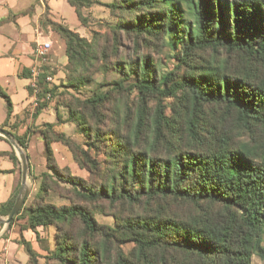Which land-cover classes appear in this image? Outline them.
I'll return each mask as SVG.
<instances>
[{
	"label": "trees",
	"instance_id": "16d2710c",
	"mask_svg": "<svg viewBox=\"0 0 264 264\" xmlns=\"http://www.w3.org/2000/svg\"><path fill=\"white\" fill-rule=\"evenodd\" d=\"M66 2L85 27L82 10L94 4L115 19L86 39L42 18V27L64 42L68 86L86 87L102 71L117 77L64 106L87 138L86 150L55 131L64 123L57 102L56 121L39 130L46 170L8 226L26 220L22 229L34 232L45 264H251L253 255L264 261V0ZM164 46L176 63L160 73L151 53ZM41 86L56 95L53 84ZM0 97L1 128H13L12 103L1 87ZM162 99L172 100L169 107ZM8 133L26 150L27 132ZM53 143L71 151L87 180L59 169ZM0 156L18 164L14 151ZM60 183L70 187L66 194ZM52 192L70 203L47 202ZM17 194L18 186L0 204V216ZM94 211L110 215L114 226L97 223ZM50 226L53 248L37 233ZM16 243L26 264H40L31 242L21 235ZM125 244L132 245L127 253Z\"/></svg>",
	"mask_w": 264,
	"mask_h": 264
},
{
	"label": "crops",
	"instance_id": "0c3cea01",
	"mask_svg": "<svg viewBox=\"0 0 264 264\" xmlns=\"http://www.w3.org/2000/svg\"><path fill=\"white\" fill-rule=\"evenodd\" d=\"M56 1L58 0H0V87L9 96L12 103L9 123L10 125L16 123L13 128L6 127L3 130L12 132L17 136H23L27 132L30 137V144H35L42 151L43 140L39 130L43 124L56 121V111L50 105L35 114L33 97L28 91L29 68L35 62L33 51L36 43H50L49 53L51 56L49 55V59L52 64L66 63L63 40L49 28H43L41 24L45 15L51 21L58 22L55 19L56 15L59 14L56 11ZM78 34L89 39L84 30L83 33ZM17 79L20 82L24 80L26 82L20 84ZM51 113H54L53 119ZM5 119L6 108L4 119L3 121L0 120V128ZM0 143L5 147L0 151H14L11 149L13 146L8 140H0ZM55 144L57 143L52 145L54 153ZM15 155L18 158L17 165H14L9 157L0 156L8 158L10 161V164L0 165V204L11 197L21 177V162L18 154L15 153ZM28 162L32 167L33 163L30 158ZM7 179H9L8 183ZM0 218L5 219L2 216ZM25 225V219H16L10 227L0 224V264H26L27 255L16 241L22 235L35 248L32 239L35 234L30 230L22 229V226ZM41 229L37 228L39 235Z\"/></svg>",
	"mask_w": 264,
	"mask_h": 264
},
{
	"label": "rangeland",
	"instance_id": "374dc122",
	"mask_svg": "<svg viewBox=\"0 0 264 264\" xmlns=\"http://www.w3.org/2000/svg\"><path fill=\"white\" fill-rule=\"evenodd\" d=\"M95 1L99 2L100 4H108L112 2V0H95ZM56 11H58L59 13L58 15H56L55 18L56 21L58 22L61 21L60 23L66 25L70 30L75 31L77 33H83V30L86 31L89 39L91 38L92 31L101 32V33L105 32L108 29V27L113 25L115 22L114 17L110 15L108 8H106L104 5L94 4L90 8L82 10L83 16L88 19V23H89L88 27H85L80 23V21L77 19L74 8H72L65 0L56 1ZM123 46H129V45H127V42L124 41ZM122 52H124V49L122 50ZM144 52L149 53V51H144ZM151 54H152L151 56H152L153 64L157 66V69L160 73H166L174 69L176 62L172 58L173 52L167 46L162 47L158 53H151ZM49 55L50 53H48V63H49L48 68L50 74L53 77V86H56L55 88L56 95L55 96L52 95L53 100L51 99L52 101L50 103H45V104H47V106L51 105L53 108H55L58 102L59 104L58 110L61 114V120H62L61 122H64L55 131L58 133L62 132L66 137H69L77 146L81 147L83 150H86L84 144L86 143L87 138L84 135L80 134V131H78L74 123L68 121L67 119L68 111L64 106L66 102H69L72 99L82 100L84 98L91 96V94L98 88L101 90H105L106 87L104 88L99 87V83L110 82L112 79H115L117 77V73L113 71L112 72L102 71L94 76L95 82H92L86 87L80 89H74L72 87H69L67 84L68 83L66 78L67 57L65 64L61 63L54 65L51 63L49 59ZM17 82L20 84H24L26 80L20 82V80L17 79ZM171 102H172L171 99H162V104L165 108L169 107V104ZM166 113L168 114L169 110H167ZM4 116H5V102L0 97L1 121H3ZM51 117L52 119L54 118V113H51ZM255 138L258 141V143H261L260 137L257 134H255ZM0 140H5V138L0 136ZM54 146H55L54 155L59 169L65 168L72 175L87 180L88 172L78 167V165L75 163L73 159V155L71 151L67 147L59 143L55 144ZM26 147H27L26 150H24L23 148H20V150L22 153L25 154L27 161L30 158L33 163L31 167V164H29L28 162L27 184L28 186L31 187V192L25 200L26 204L28 205L37 192V188L39 185V180H38L39 175L41 172H44L46 170V167H45L44 152L42 151L41 148H39L35 144L32 145L30 144L29 136L26 138ZM4 148H5L4 145L0 143V149H4ZM11 149L14 150V152L17 154L14 147H11ZM7 163L10 164L8 158L0 157V165L5 166ZM8 182L9 179H7V183ZM20 188H21V177L18 183V193L20 191ZM69 188H70L69 186L60 183L58 187V191L60 192V194H66L67 193L66 191L69 190ZM60 194H58L57 192H52L46 197V201L56 206L68 205L70 203L69 200L65 197L60 196ZM93 216L97 221V223L101 225L108 227L114 226L113 218L110 215L100 214L99 212L94 211ZM21 217L22 216L18 218ZM54 232H55V228L53 226H50L46 229H41L40 239L43 240L46 239L49 242L50 248L54 247ZM32 239L33 242L35 243L36 250L39 252L41 256V258L39 259V263L45 264V260L43 259L45 253L39 249L38 243L36 242L34 235ZM262 246L264 247V233L262 234ZM121 248L124 250V252L127 253L132 248V245L125 244ZM49 264H55V263L50 262ZM251 264H264V261L258 258L257 256L253 255L251 257Z\"/></svg>",
	"mask_w": 264,
	"mask_h": 264
},
{
	"label": "built area",
	"instance_id": "2783aa9c",
	"mask_svg": "<svg viewBox=\"0 0 264 264\" xmlns=\"http://www.w3.org/2000/svg\"><path fill=\"white\" fill-rule=\"evenodd\" d=\"M50 43H36L34 47L35 62L29 68V87L32 92L33 106L36 109L43 102L50 103L53 98L52 93L43 89L41 82L51 86L53 77L49 72L48 53ZM44 79L41 80V78Z\"/></svg>",
	"mask_w": 264,
	"mask_h": 264
},
{
	"label": "water",
	"instance_id": "95a60500",
	"mask_svg": "<svg viewBox=\"0 0 264 264\" xmlns=\"http://www.w3.org/2000/svg\"><path fill=\"white\" fill-rule=\"evenodd\" d=\"M0 136L4 137L8 140L11 145L16 150L18 157L21 162V188L20 191L14 201V204L9 212V214L5 217V219L0 218V224L9 225L11 219L18 213L21 207L24 205L26 198L28 197L31 187L27 184V173H28V161L24 153L21 152L20 146L12 139L10 134L0 128Z\"/></svg>",
	"mask_w": 264,
	"mask_h": 264
}]
</instances>
